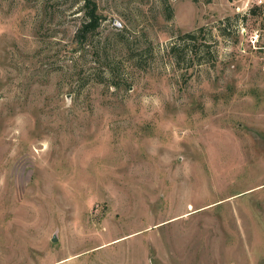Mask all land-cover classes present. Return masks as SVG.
Wrapping results in <instances>:
<instances>
[{"label": "rangeland", "instance_id": "374dc122", "mask_svg": "<svg viewBox=\"0 0 264 264\" xmlns=\"http://www.w3.org/2000/svg\"><path fill=\"white\" fill-rule=\"evenodd\" d=\"M94 2L0 0V264H264V5Z\"/></svg>", "mask_w": 264, "mask_h": 264}, {"label": "trees", "instance_id": "16d2710c", "mask_svg": "<svg viewBox=\"0 0 264 264\" xmlns=\"http://www.w3.org/2000/svg\"><path fill=\"white\" fill-rule=\"evenodd\" d=\"M82 10H83V20L80 27L75 33L76 41L79 44H82L83 39L86 38L87 34L94 33L99 28L101 23L94 0H83ZM222 31L225 35H227L226 28L225 29L223 28ZM182 37L188 38L190 40L195 39V35L193 33L185 34ZM176 51H177L176 46L172 45L170 47V52L174 53V55H177L178 52ZM191 54H193L194 56L197 55L195 51H192Z\"/></svg>", "mask_w": 264, "mask_h": 264}, {"label": "built area", "instance_id": "2783aa9c", "mask_svg": "<svg viewBox=\"0 0 264 264\" xmlns=\"http://www.w3.org/2000/svg\"><path fill=\"white\" fill-rule=\"evenodd\" d=\"M254 5L256 6H262L264 5V0H253Z\"/></svg>", "mask_w": 264, "mask_h": 264}]
</instances>
